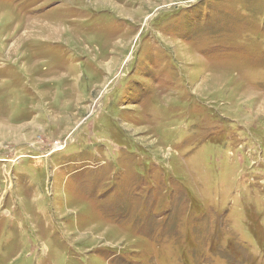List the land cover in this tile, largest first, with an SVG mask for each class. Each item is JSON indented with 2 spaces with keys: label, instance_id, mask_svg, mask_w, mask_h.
<instances>
[{
  "label": "rangeland",
  "instance_id": "rangeland-1",
  "mask_svg": "<svg viewBox=\"0 0 264 264\" xmlns=\"http://www.w3.org/2000/svg\"><path fill=\"white\" fill-rule=\"evenodd\" d=\"M0 264H264V0H0Z\"/></svg>",
  "mask_w": 264,
  "mask_h": 264
}]
</instances>
